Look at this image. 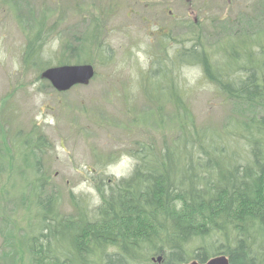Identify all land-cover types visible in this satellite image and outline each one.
<instances>
[{"label":"rangeland","instance_id":"obj_1","mask_svg":"<svg viewBox=\"0 0 264 264\" xmlns=\"http://www.w3.org/2000/svg\"><path fill=\"white\" fill-rule=\"evenodd\" d=\"M195 18L198 27L190 24ZM35 34L45 65L60 55L70 64L89 58L94 78L56 92L22 63ZM254 42L264 47V0H0V264H30L38 178L39 195L52 194L54 213L67 219L70 196L94 207L92 194L73 189L87 183L100 199L108 179L127 177L110 166L140 145L201 142L202 129L216 142L235 138L236 123L262 112L226 101L197 55L183 52L196 44L221 79L232 81L245 73L226 68L232 52L239 61L243 51L264 61ZM38 138L47 146L36 150Z\"/></svg>","mask_w":264,"mask_h":264},{"label":"trees","instance_id":"obj_2","mask_svg":"<svg viewBox=\"0 0 264 264\" xmlns=\"http://www.w3.org/2000/svg\"><path fill=\"white\" fill-rule=\"evenodd\" d=\"M35 35L22 63L39 73L51 65L41 61ZM253 44L264 54L262 45ZM185 51L197 55L206 80L216 84L226 101L257 108L261 115L236 123V137L228 135L226 142L214 141L213 131L202 129L201 142L198 138L161 149L140 145L130 153L136 161L132 173L98 187L99 205L84 208L70 196L74 215L67 219L54 213L52 194L39 195L42 180L37 177L38 228L27 238L30 264H155L151 258L157 256L162 257L158 264H183L217 255L226 256L229 264H264L262 55L259 61L250 60V52L243 51L239 61L240 54L232 52L224 60L226 68L242 66L245 73L230 81L221 79L222 72L212 69L196 44ZM60 57L54 65L69 64L66 56ZM73 63L91 60L76 58ZM46 146L42 138L34 143L36 150Z\"/></svg>","mask_w":264,"mask_h":264},{"label":"water","instance_id":"obj_3","mask_svg":"<svg viewBox=\"0 0 264 264\" xmlns=\"http://www.w3.org/2000/svg\"><path fill=\"white\" fill-rule=\"evenodd\" d=\"M93 75V68L89 64L53 66L40 73V77L47 80L51 87L58 92H65L75 85L87 84ZM160 260L161 257L158 256L156 261ZM188 264H229V262L224 255H218L203 263L193 261Z\"/></svg>","mask_w":264,"mask_h":264},{"label":"clouds","instance_id":"obj_4","mask_svg":"<svg viewBox=\"0 0 264 264\" xmlns=\"http://www.w3.org/2000/svg\"><path fill=\"white\" fill-rule=\"evenodd\" d=\"M60 45V39L59 37H54L52 41L50 42V46L52 49H57ZM14 69L18 68V65H13ZM135 164V160L127 155L122 154L119 161L110 166V171L112 174L119 176H128L131 174L133 167ZM73 191L77 194L84 192L85 194H92L93 199L91 200L90 204L91 206H96L100 204V199L98 196L95 195L94 190L87 185V183H82L81 185H78L73 189Z\"/></svg>","mask_w":264,"mask_h":264},{"label":"flooded vegetation","instance_id":"obj_5","mask_svg":"<svg viewBox=\"0 0 264 264\" xmlns=\"http://www.w3.org/2000/svg\"><path fill=\"white\" fill-rule=\"evenodd\" d=\"M139 1H141V0H139ZM160 35H162V36H167V35H168V32L162 31V32H160ZM158 36H159V35H158ZM162 76H164V75H162Z\"/></svg>","mask_w":264,"mask_h":264}]
</instances>
